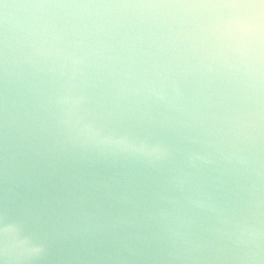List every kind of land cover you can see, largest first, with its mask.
<instances>
[{"label":"clouds","instance_id":"clouds-1","mask_svg":"<svg viewBox=\"0 0 264 264\" xmlns=\"http://www.w3.org/2000/svg\"><path fill=\"white\" fill-rule=\"evenodd\" d=\"M0 264H264V0H0Z\"/></svg>","mask_w":264,"mask_h":264}]
</instances>
